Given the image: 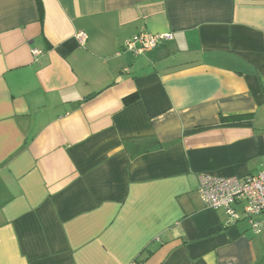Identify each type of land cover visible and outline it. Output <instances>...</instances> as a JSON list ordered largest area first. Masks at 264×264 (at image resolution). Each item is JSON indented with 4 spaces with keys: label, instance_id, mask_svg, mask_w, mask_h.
Returning a JSON list of instances; mask_svg holds the SVG:
<instances>
[{
    "label": "crops",
    "instance_id": "0c3cea01",
    "mask_svg": "<svg viewBox=\"0 0 264 264\" xmlns=\"http://www.w3.org/2000/svg\"><path fill=\"white\" fill-rule=\"evenodd\" d=\"M260 170L264 0H0V264H264L199 192Z\"/></svg>",
    "mask_w": 264,
    "mask_h": 264
},
{
    "label": "built area",
    "instance_id": "2783aa9c",
    "mask_svg": "<svg viewBox=\"0 0 264 264\" xmlns=\"http://www.w3.org/2000/svg\"><path fill=\"white\" fill-rule=\"evenodd\" d=\"M77 37L82 43L86 40L85 33H78ZM171 39V33L141 32L126 41V50L138 55ZM40 53L41 51L34 49L35 55ZM199 192L208 207L225 208L232 221L246 219L256 234L264 232L263 170L244 178L203 174L200 177ZM235 205H242L243 211L238 212Z\"/></svg>",
    "mask_w": 264,
    "mask_h": 264
},
{
    "label": "trees",
    "instance_id": "16d2710c",
    "mask_svg": "<svg viewBox=\"0 0 264 264\" xmlns=\"http://www.w3.org/2000/svg\"><path fill=\"white\" fill-rule=\"evenodd\" d=\"M41 13H42V10H41ZM41 20H43V16L41 17ZM137 98V96L136 95H133V96H131V97H129V98H127L126 99V102H131L132 100H134V99H136Z\"/></svg>",
    "mask_w": 264,
    "mask_h": 264
}]
</instances>
